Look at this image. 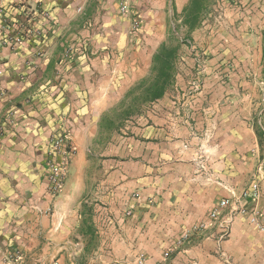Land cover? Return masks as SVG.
I'll return each mask as SVG.
<instances>
[{
    "label": "crops",
    "instance_id": "1",
    "mask_svg": "<svg viewBox=\"0 0 264 264\" xmlns=\"http://www.w3.org/2000/svg\"><path fill=\"white\" fill-rule=\"evenodd\" d=\"M188 1L0 0L6 26L0 30V264H136L140 253L145 264H157L162 249L179 247L186 227L202 219L208 237L182 243L170 263L223 264L222 251L234 264L264 263L263 237L245 216L234 213L226 241L206 217L224 185L241 198L257 182L258 204L264 203V160L256 159L255 145L249 153L233 137L212 141L216 131L191 124L215 111L202 106L215 97L169 89L154 101L130 94L142 93L153 56L166 42V11L172 3L181 13ZM251 10L253 24L264 20ZM135 20L141 26L132 32ZM25 31L27 39L12 48ZM204 33L201 27L190 35L218 69L217 50ZM138 100L140 108L126 118L143 122L132 132L141 158L128 164L89 157L115 133L110 121L118 108L124 105V113ZM63 127L76 153L61 192L50 198L45 157ZM196 136L205 137L203 170L195 168ZM237 203L247 212L256 208L248 197Z\"/></svg>",
    "mask_w": 264,
    "mask_h": 264
},
{
    "label": "rangeland",
    "instance_id": "2",
    "mask_svg": "<svg viewBox=\"0 0 264 264\" xmlns=\"http://www.w3.org/2000/svg\"><path fill=\"white\" fill-rule=\"evenodd\" d=\"M263 2L264 0H209L207 10L197 29L202 27L205 31V42H209L208 45L212 44V48L217 50L215 55L219 59L216 60L221 64L218 69L212 68L208 64L214 56L211 53L205 54L204 51H200L191 38L190 34L192 32L188 33L186 28L180 26V20L176 21L174 19L172 3L168 8V12L166 11L165 21L166 43H169L168 35L170 31L174 32L175 35L172 44L175 45L177 42L184 41L177 52L172 82L168 87L169 93L188 97L198 95L215 97L214 101L212 99V101L202 104V106H211L212 111L215 107V111L193 116L194 120L191 121V124L198 122L199 131H216L217 135L212 141H218L220 137L226 141L233 137L240 146L245 145L250 148L249 153H252V147L250 146L255 145V156L260 161L264 160V20L262 18L258 19L253 24L251 21V7H254V13L258 11L264 14ZM257 3L259 7L256 6ZM179 14L177 12V15ZM202 23H204L203 26ZM208 35H211L210 40L207 39ZM250 36L252 40L247 39ZM255 42L256 52L253 49ZM151 75L153 74L149 73L144 81H150ZM130 94L141 96L139 100L143 98L139 90ZM139 100L138 102H129V107L124 113L121 111L122 108H125L124 105L118 108L120 112L114 113L110 121L113 123L112 126L114 125L112 130L115 133L109 136V140L105 136L104 144L99 149L86 152L89 157L101 160L122 159L128 164L141 158L139 155L140 148H135V141L133 140L135 134L132 132L135 131L134 128L141 127L138 124H143V122L136 118H126L133 113L134 108H140ZM131 108H133L132 112L126 113ZM203 120H205V123H203ZM195 139L198 143L197 146H194L195 168L196 170H203L204 165L200 161L204 157H202L203 152H200L199 144L205 137L196 136ZM184 146L188 148L187 144ZM245 188L242 189L241 198H238L234 188L224 185L225 195L216 201L224 199L229 202L228 207L221 212L216 220H211L209 216L215 201L206 215L211 223L216 222L223 230L222 241L229 239L234 213L245 216L248 224L264 240V236L258 231L257 226L250 222V218L255 217L259 223H264V203L259 202L258 204L260 199L258 197V184L257 182L254 183L248 193ZM246 197L249 198L250 202L256 204V208L249 212L245 211V208L239 203L236 204V201L239 202ZM204 222L207 221L198 220L191 226L186 227L181 236V244L193 239L208 237L205 236L207 227L200 228L199 226L205 224ZM181 244L176 245L181 247ZM177 248H163L161 259L157 264H172L170 262L179 250ZM222 253L227 256V258H223L219 256L221 253L218 254L223 264H234L228 253L225 251H222ZM183 264H198V262L193 258H189L188 263ZM256 264L264 263L256 262Z\"/></svg>",
    "mask_w": 264,
    "mask_h": 264
},
{
    "label": "built area",
    "instance_id": "3",
    "mask_svg": "<svg viewBox=\"0 0 264 264\" xmlns=\"http://www.w3.org/2000/svg\"><path fill=\"white\" fill-rule=\"evenodd\" d=\"M4 16V9L0 3V30H5L6 26L1 22V19ZM47 17V15L45 14ZM140 22L135 20L131 23V31L136 32L140 29ZM40 30L35 31V35H40ZM29 32H19L17 37L14 39L11 47L17 48L22 45V43L27 39ZM70 50H66L68 55ZM70 132L67 128L63 127L61 131L53 136L49 140L48 151L46 152L45 157V166H44V177L43 183L46 194L50 198L56 197L62 190L66 176L68 174L70 161L74 153V147L70 144ZM229 205V202L224 199H219L215 202L213 209L210 213V219L216 220L217 217L225 210ZM50 213V209L46 210V214ZM250 222L257 226L258 231L264 236V223H259L255 217L250 218ZM200 228H205V224L199 225ZM144 254H140L136 264H145Z\"/></svg>",
    "mask_w": 264,
    "mask_h": 264
},
{
    "label": "trees",
    "instance_id": "4",
    "mask_svg": "<svg viewBox=\"0 0 264 264\" xmlns=\"http://www.w3.org/2000/svg\"><path fill=\"white\" fill-rule=\"evenodd\" d=\"M208 5L209 0H189L179 15L174 12V19L176 21L180 20V26L191 33L200 26ZM174 37V32L171 31L169 43H162L153 56L152 79L141 84L143 100L154 101L161 98L172 82L177 51L180 45L184 43L182 41L181 43L177 42L175 45L172 44Z\"/></svg>",
    "mask_w": 264,
    "mask_h": 264
}]
</instances>
